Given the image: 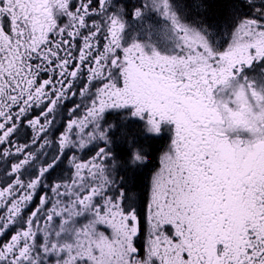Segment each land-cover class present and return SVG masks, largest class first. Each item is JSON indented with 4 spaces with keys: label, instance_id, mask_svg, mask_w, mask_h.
Segmentation results:
<instances>
[{
    "label": "snow or ice",
    "instance_id": "obj_1",
    "mask_svg": "<svg viewBox=\"0 0 264 264\" xmlns=\"http://www.w3.org/2000/svg\"><path fill=\"white\" fill-rule=\"evenodd\" d=\"M0 264H264V0H0Z\"/></svg>",
    "mask_w": 264,
    "mask_h": 264
},
{
    "label": "trees",
    "instance_id": "obj_2",
    "mask_svg": "<svg viewBox=\"0 0 264 264\" xmlns=\"http://www.w3.org/2000/svg\"><path fill=\"white\" fill-rule=\"evenodd\" d=\"M196 14V9L195 8H193V15H195Z\"/></svg>",
    "mask_w": 264,
    "mask_h": 264
}]
</instances>
